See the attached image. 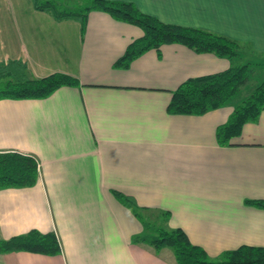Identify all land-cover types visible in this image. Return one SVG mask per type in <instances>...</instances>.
<instances>
[{
    "label": "crops",
    "instance_id": "0c3cea01",
    "mask_svg": "<svg viewBox=\"0 0 264 264\" xmlns=\"http://www.w3.org/2000/svg\"><path fill=\"white\" fill-rule=\"evenodd\" d=\"M124 1L234 38L264 65V0ZM142 32L91 10L82 33L78 20H57L31 0H0V61L22 58L35 77L59 71L79 80L43 97L0 98V150L39 164L34 184L0 188V238L36 228L54 230L60 244L53 254L0 252V264H177L170 247L133 239L144 223L113 190L146 207L151 223L183 228L211 258L264 246V207L245 202L264 198V110L224 145L216 127L233 107L169 113L180 82L233 61L170 42L114 66Z\"/></svg>",
    "mask_w": 264,
    "mask_h": 264
},
{
    "label": "trees",
    "instance_id": "16d2710c",
    "mask_svg": "<svg viewBox=\"0 0 264 264\" xmlns=\"http://www.w3.org/2000/svg\"><path fill=\"white\" fill-rule=\"evenodd\" d=\"M31 1L34 8L48 12L57 20L67 18L78 20L82 33L91 10H102L116 19L138 25L143 32L132 39L124 52L115 59L113 65L117 67H127L133 58L150 48H155L160 53L161 44L170 42L182 43L196 52H213L233 61L222 70L189 76L180 82L171 91L166 106L169 113L201 114L224 105L239 86L249 79L251 67L261 63L244 57L241 42L234 38L198 26L163 21L153 14L140 10L132 1L76 0L69 6L56 0ZM78 83L77 77L59 71L35 77L22 58L0 61V98L43 97L61 85ZM262 110L264 75L242 101L233 107L228 118L217 125L215 132L217 142L223 145L232 144L231 139L240 134L243 124L256 120ZM38 166L35 156L29 153L0 150V188L34 184L39 175ZM113 192L144 223L143 232L134 235L133 239L144 241L155 249L170 247L177 264H264L263 245L241 244L236 248L222 251L219 257L211 258L201 245L190 240L183 228L151 223L143 213L146 207L140 206L132 195L119 190ZM245 202L264 207V198H248ZM162 213L167 217L169 211L163 210ZM148 231H156V234L149 236ZM10 250L53 254L60 250V244L54 230L43 232L31 228L24 233L0 238V252Z\"/></svg>",
    "mask_w": 264,
    "mask_h": 264
},
{
    "label": "rangeland",
    "instance_id": "374dc122",
    "mask_svg": "<svg viewBox=\"0 0 264 264\" xmlns=\"http://www.w3.org/2000/svg\"><path fill=\"white\" fill-rule=\"evenodd\" d=\"M56 1H58L62 4H65V5H68V6L72 5V4H74V2H76V0H56ZM263 75H264V65H261V64L253 65L249 71V79L246 82H244L241 86H239V88L225 102L224 105L234 107L236 104L241 102L242 99L251 91V89L257 83H259L262 80ZM141 233H138V234H141ZM154 234H156V231H148L147 232V235H149V236L154 235ZM131 239H132V237H131Z\"/></svg>",
    "mask_w": 264,
    "mask_h": 264
}]
</instances>
